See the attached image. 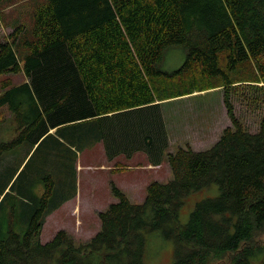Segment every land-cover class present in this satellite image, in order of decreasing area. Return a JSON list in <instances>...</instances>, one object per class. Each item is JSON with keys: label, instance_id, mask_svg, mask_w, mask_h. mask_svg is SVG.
Segmentation results:
<instances>
[{"label": "trees", "instance_id": "1", "mask_svg": "<svg viewBox=\"0 0 264 264\" xmlns=\"http://www.w3.org/2000/svg\"><path fill=\"white\" fill-rule=\"evenodd\" d=\"M30 3V23L14 25L13 38L0 42V75L25 77L1 81L0 106L15 113L20 135L33 144L51 133L72 146L101 140L108 157L143 149L159 164L167 136L158 101L214 86L223 89L230 125L206 149L185 144L167 153L172 177L148 183L142 202L112 185L117 201L97 213L99 229L84 242L63 229L40 241L53 193L46 176L22 233L12 230V215L0 221V264H143L154 230L173 240L171 264H264V0ZM171 46L185 49L186 59L162 71ZM239 82L261 92L253 98L263 108L257 131L235 113ZM212 184L218 195L198 201L182 224L184 197Z\"/></svg>", "mask_w": 264, "mask_h": 264}, {"label": "rangeland", "instance_id": "2", "mask_svg": "<svg viewBox=\"0 0 264 264\" xmlns=\"http://www.w3.org/2000/svg\"><path fill=\"white\" fill-rule=\"evenodd\" d=\"M30 1L9 0L0 3V41L6 38L13 25L30 23ZM186 55L187 51L180 46L166 48L159 69L166 72L176 70L184 63ZM5 79L15 83L23 81L25 77L22 73L0 75V83ZM222 93L220 86H214L187 94L199 116L205 110L204 107L209 108L208 112L212 110L216 114V134L209 138L210 141L218 139L225 127L223 122H229L221 101ZM260 93L246 87L244 82H239L231 93L236 115L251 132L259 129L263 117L261 103L253 101ZM14 115L6 106H0V144H4L0 145V192L9 183L0 195V221L6 222L12 215V230L22 233L28 225L26 210L31 207L32 202L35 207L41 205L45 192L44 178L48 176L53 184V193L46 198L40 232L42 243L49 241L59 229L71 234L76 242L87 241L99 229L97 213L117 201L112 193V185L122 190L132 202L140 203L145 197L148 183L154 179L163 180L165 171L170 169L166 152L161 165L155 169L146 166L147 162L140 155H134L130 159L118 154L108 157L100 144L88 140H77L72 146V139L66 135L57 143L51 133L39 145H35L20 135L21 129ZM181 139L185 138L178 137L175 140L172 137L173 143ZM176 148V145H171L168 151ZM114 158L117 159L113 160ZM113 165L117 169L111 170ZM14 180V186L9 188ZM59 181L62 182L63 189L57 185ZM218 192L217 186L212 184L186 195L179 210L181 223L188 220L198 201L215 197ZM173 247V240L165 238L160 230L147 232L143 264H171Z\"/></svg>", "mask_w": 264, "mask_h": 264}, {"label": "crops", "instance_id": "3", "mask_svg": "<svg viewBox=\"0 0 264 264\" xmlns=\"http://www.w3.org/2000/svg\"><path fill=\"white\" fill-rule=\"evenodd\" d=\"M13 26L11 27L10 32L6 36V38L4 40H1L0 42L8 40L9 38H13V35H14L12 34L13 29H14ZM23 81L15 82L13 84H18ZM221 101L223 103L222 99ZM158 103L160 105V113H161V117H162V121L164 125V130L167 136V146L162 151L160 163L152 164L148 159L147 152L143 149L134 150L129 155L124 152H120L118 153L120 157L130 159L134 155H140L147 162L146 166L156 169L161 165V162L164 157V153L166 152V156H167V153L173 151V150L168 151V149L171 148V145L183 146L185 144H188L194 150H203V149L208 148L210 145H212L217 140V139L211 140V141L209 140L210 137L212 136L214 137V135L216 134L214 130L217 127V121H214L216 120V114L212 112V110H209L208 112L207 109L209 108L204 107L205 110L201 109L202 115L199 116L198 113H196V109H193V106H192L193 103L191 102V100H189L187 95L172 97L169 99L158 101ZM200 104H203V103H200ZM223 125L225 127L230 125V121L227 124L223 122ZM172 137H175V140L178 137H184L185 139H181V140H178L177 143H173ZM192 138H194V140ZM97 143L100 144L102 147V150H104L102 141L100 140ZM117 158H114L113 160H116ZM166 160H167V157H166ZM115 167L117 166L113 165L111 167V170L117 169ZM171 176L172 174L170 172V169H168L165 171V178L163 179L164 181L162 179H154V180L165 182L169 180ZM128 198L130 199V197Z\"/></svg>", "mask_w": 264, "mask_h": 264}]
</instances>
